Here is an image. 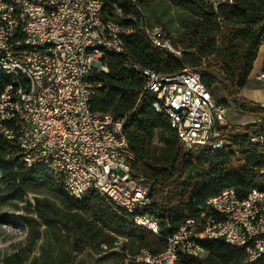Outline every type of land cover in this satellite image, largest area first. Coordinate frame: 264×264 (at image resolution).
I'll return each instance as SVG.
<instances>
[{
    "label": "trees",
    "instance_id": "trees-1",
    "mask_svg": "<svg viewBox=\"0 0 264 264\" xmlns=\"http://www.w3.org/2000/svg\"><path fill=\"white\" fill-rule=\"evenodd\" d=\"M153 1L136 0L131 6L127 0H112V7L118 3L125 14L136 12L142 19L139 7L144 10L146 5L148 10ZM167 1L189 14L171 36L183 49L181 56L154 46L137 29L125 37L123 53L106 56L107 71L90 77L98 89L90 99L91 108L126 115L124 132L135 155L133 169L153 184L146 211L158 219L160 234L132 223L127 212L111 207L95 191L86 192L81 200L71 196L60 177L46 166H26L16 141L0 133V201L23 202L29 192L35 200L33 205L25 202L19 216L0 213V222L15 223L20 217L27 227L24 243L4 253L0 264H76L78 252L83 251L101 254L102 264H112L114 255L125 259V264H148L123 257L113 250L115 243L121 238L120 247L130 255L141 248L158 253L165 248L166 235L196 216L206 199L224 188L232 187L240 198L252 189L264 191V155L250 143L252 134L264 132V106L241 96L264 31V0L216 5L210 0ZM105 9L113 17L111 8ZM119 21L134 24L130 17ZM133 64L158 72L192 66L216 101L227 108L231 100L258 119L247 124L227 123L221 127V135L232 141L231 146L213 152L202 148L194 154L180 145L168 118L153 109L155 95L138 101L145 79ZM39 240V253L34 254ZM203 246L198 255L179 254L176 264H264V255L249 262L242 249L219 240L204 241Z\"/></svg>",
    "mask_w": 264,
    "mask_h": 264
},
{
    "label": "built area",
    "instance_id": "built-area-1",
    "mask_svg": "<svg viewBox=\"0 0 264 264\" xmlns=\"http://www.w3.org/2000/svg\"><path fill=\"white\" fill-rule=\"evenodd\" d=\"M129 1L132 6V0ZM220 2L230 4L232 0H216L214 5ZM44 3H54L55 13L44 11ZM106 7L111 8L113 17L107 14ZM19 11H26V18H19ZM119 19L121 14L112 7V0H19L18 8H10L9 2L0 0V64L26 65L36 80V95L22 97L24 116L34 114V125L17 129L13 128L10 103L22 79L17 75L18 83L9 85L7 75L0 77V133L14 139L21 152L26 153V166L39 158L48 160V154H57L67 161V168L58 167L63 175H70L71 185L99 193L111 207L127 212L129 221L153 227L160 234L156 217L133 218L135 209H147L151 204L153 184L133 169L135 155L123 127L126 115L116 116L91 108L90 99L98 89L90 77L107 71V66L101 51H87V44L108 43L118 54L123 53L125 39ZM132 20L130 33L139 29L151 44L182 55L183 49L173 43L172 34L165 29H150L136 12L132 13ZM20 23H27L28 33H18ZM22 36H30L27 49H20ZM49 41H59V48L49 49ZM38 42H46V49H38ZM260 46H264V31L259 36ZM51 50H58L59 76H51ZM139 72L145 81L138 101L149 94L155 95L152 107L159 114L167 106L180 107V115L167 118L184 121L185 135L176 131L184 149L198 154L202 152L203 141H210L209 152L231 146L232 141L221 135V127L227 124V108L212 97L196 68L184 66L173 72L139 68ZM256 78L264 80V68ZM57 81H65L66 93L57 92ZM257 103L264 106V102ZM17 130H24V138H17ZM250 143L258 152L264 149V132L252 134ZM225 208H232L229 228L219 224ZM241 210H248V217H241ZM243 219H251V226H243ZM198 220H205V227H198ZM208 225H220V232H208ZM164 239L163 250L152 253L143 248V256L132 260L176 264L179 254L193 255V247H204V241L215 239L242 249L248 254V261H254L264 255V194L252 189L240 198L232 187L224 188L208 198L204 212L184 221L183 229ZM121 241L120 238L113 250L130 257L120 247Z\"/></svg>",
    "mask_w": 264,
    "mask_h": 264
},
{
    "label": "bare ground",
    "instance_id": "bare-ground-1",
    "mask_svg": "<svg viewBox=\"0 0 264 264\" xmlns=\"http://www.w3.org/2000/svg\"><path fill=\"white\" fill-rule=\"evenodd\" d=\"M129 1V0H127ZM5 2L10 3V8H18L19 0H5ZM135 3V0H132ZM119 13L121 17L126 16L123 14V10L121 6L117 3L113 6ZM44 11L47 13H55L54 3H44ZM142 19L144 20L142 14ZM19 18H26V11H19ZM132 18V17H130ZM145 21V20H144ZM150 29H154V31H164L161 26H153L149 27ZM18 33H28L27 23H20L18 25ZM121 34H123V39L126 36L130 35V26L122 25L121 26ZM123 43V52H124ZM154 46L159 47V44H153ZM30 46V36H22L20 40V49H27ZM59 41H49V49H58ZM38 49H46V42H38ZM87 51H101L103 57L110 53L118 54V52L112 48V46L108 43H103L99 41H92L87 44ZM121 54V53H120ZM49 67L51 71V76H59L60 75V67H59V55L58 50H51L49 54ZM139 72V68L134 67ZM7 75V83L9 85H16L18 83V76H21L22 83L21 86L16 88V95H13V100L10 103V111H12L14 116L13 128L17 129H25L26 125H34V114H26L24 116V105H22V97L35 96L36 95V80L34 78V74L27 68L26 65L15 64L14 66L11 64H0V77ZM18 75V76H17ZM57 92L58 93H66V83L65 81H57ZM162 115L169 117V115H180V107L176 106H167V110H162ZM169 126L173 129L178 135H185V125L184 121H174V118H168ZM123 120V127H124ZM17 138H24V130H17ZM202 148L209 150L210 141H203ZM259 153L264 155V149H259ZM24 161L26 160V153H22ZM50 161V163H49ZM34 165H44L48 169H50L54 174L58 175L61 179L64 189L75 198L81 200L88 190H84L82 186H76L70 184V175H63V171H60V168H67V161L65 159L60 158L57 154H48V160L46 158H39L34 162H30V166ZM60 166V168L58 167ZM224 190V189H223ZM222 190V191H223ZM257 193L264 194V191L255 189ZM208 204V198L205 201V206ZM204 212V208L198 213ZM197 214V215H198ZM196 215V216H197ZM194 217L187 218L186 220L193 219ZM154 218L152 214L148 213L146 209H135L133 211V218ZM232 217V208H225L219 216V224L222 225V228H229V219ZM241 217H248V210H241ZM185 220V221H186ZM220 225H208V232L210 233H218L220 232ZM243 226H251V219H243ZM152 232L155 233L153 227L142 226ZM198 227H205V220H198ZM178 229H183V223L179 226ZM203 247H193V255H198L201 251H203ZM143 256V248L139 249V251L135 255H130V257H126L127 259H140ZM248 259V254H246ZM149 264H159L156 262H149Z\"/></svg>",
    "mask_w": 264,
    "mask_h": 264
},
{
    "label": "rangeland",
    "instance_id": "rangeland-1",
    "mask_svg": "<svg viewBox=\"0 0 264 264\" xmlns=\"http://www.w3.org/2000/svg\"><path fill=\"white\" fill-rule=\"evenodd\" d=\"M210 1L215 2L216 0ZM143 8L144 10L142 7H139L143 18L145 17L144 20L147 21L149 27L161 26L167 33H171L172 35L177 33L178 30L182 28L184 18L189 17L187 12L167 0H155L150 4L148 10H146V5H144ZM123 14H125L124 11ZM125 15L126 16L123 17H132V15L129 14ZM262 60H264V47L259 48L254 62L255 69L260 68ZM261 83H264V81H259V84ZM225 116L226 122L229 124L253 123L258 119L257 114H251L242 110L241 108L235 106L231 100H228V107L226 109ZM27 201L32 205L35 203L33 193H26L23 202L2 200L0 201V213L13 212L15 215L19 216L23 212L24 204ZM26 234L27 227L20 217L18 218V222L15 223L0 222V259L4 253L22 245L25 241ZM41 240L37 242L34 254L39 253ZM100 255L101 254L94 253L89 254L84 251L78 252L76 264H102L99 259ZM204 255L205 254L202 256ZM111 259L112 264H125L126 262L125 259L123 260L118 255H114Z\"/></svg>",
    "mask_w": 264,
    "mask_h": 264
},
{
    "label": "crops",
    "instance_id": "crops-1",
    "mask_svg": "<svg viewBox=\"0 0 264 264\" xmlns=\"http://www.w3.org/2000/svg\"><path fill=\"white\" fill-rule=\"evenodd\" d=\"M260 47H264V46H260ZM262 68H264V60L261 61V65L259 69H255L253 63V67L252 70L250 71L247 85L241 90V96H243L244 98L250 101L264 102V83L259 84V81H264V80H259L256 78V76L258 75V73L261 71Z\"/></svg>",
    "mask_w": 264,
    "mask_h": 264
}]
</instances>
